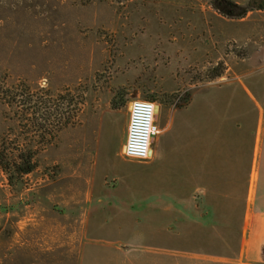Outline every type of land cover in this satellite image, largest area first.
Segmentation results:
<instances>
[{
  "label": "rangeland",
  "instance_id": "1",
  "mask_svg": "<svg viewBox=\"0 0 264 264\" xmlns=\"http://www.w3.org/2000/svg\"><path fill=\"white\" fill-rule=\"evenodd\" d=\"M236 1L249 11L264 5ZM207 12L208 0H0L2 85L49 98L55 134L43 138L33 104L0 100V264H77L85 232L106 242L150 241L142 182L108 208L65 207L56 196L69 128H78V139L90 135L98 170L111 173L115 162L120 174L144 172L142 163L117 156L138 90L142 100L169 107L187 106L195 94L190 111L197 116L214 96L218 163L212 189L197 196L200 229L236 247L246 226L250 237L264 209V70L247 46H213ZM241 62L242 88L229 84ZM228 86L246 103V118L225 113ZM120 106L125 115L107 116L100 132L101 116Z\"/></svg>",
  "mask_w": 264,
  "mask_h": 264
},
{
  "label": "crops",
  "instance_id": "2",
  "mask_svg": "<svg viewBox=\"0 0 264 264\" xmlns=\"http://www.w3.org/2000/svg\"><path fill=\"white\" fill-rule=\"evenodd\" d=\"M263 8L264 5L249 11L245 4L236 0H208L206 14L207 33L213 46L222 48L231 41L247 46L256 53V64L260 67L257 71L264 70ZM197 22L199 27L203 26L202 18ZM195 34L196 30H193L192 36ZM179 42L182 54L184 40ZM242 65L244 63L241 62L240 75L232 78L229 84L235 82L243 87L242 78L247 74L241 69ZM227 89L231 91L224 96L225 113L233 119L246 118V103L242 102L236 89H230V86ZM132 96L126 115L120 106L101 116L100 132L104 130L109 115L127 116L129 113L130 120L133 101L142 100L139 90L134 91ZM194 96L183 107H169L156 102L155 125L158 132L154 136L149 159L142 162L130 159L125 155L126 144L121 145L117 156L122 163H142V174H120L115 162H111V173L105 168L98 170L90 135L78 139V128L63 131L66 138L63 173L56 186V196L63 206L77 204L79 208H108L117 195L134 191L137 181L142 182L144 187L145 218L150 222V228L145 233L150 241L146 243L99 241L89 239L85 232L80 240L77 264H264V209L258 208L250 237L246 226L239 247L224 236L200 229L201 220L205 218L198 208L197 196L201 189H212L209 182L211 184L216 179L217 112L214 96L208 95L201 115H192L190 109ZM127 136L128 127L126 142ZM184 244H195L197 247ZM220 251L226 254L217 253Z\"/></svg>",
  "mask_w": 264,
  "mask_h": 264
},
{
  "label": "built area",
  "instance_id": "3",
  "mask_svg": "<svg viewBox=\"0 0 264 264\" xmlns=\"http://www.w3.org/2000/svg\"><path fill=\"white\" fill-rule=\"evenodd\" d=\"M155 116V102L148 100L133 101L125 150V155L128 158L141 162L150 158L153 139L158 132Z\"/></svg>",
  "mask_w": 264,
  "mask_h": 264
},
{
  "label": "trees",
  "instance_id": "4",
  "mask_svg": "<svg viewBox=\"0 0 264 264\" xmlns=\"http://www.w3.org/2000/svg\"><path fill=\"white\" fill-rule=\"evenodd\" d=\"M256 1V0H252ZM264 9V8H263ZM3 78H0V100L6 101L8 99H12L17 104H21L22 102L26 103L27 105H32L31 110L35 115H38L41 119L40 129L43 132L42 136L43 138L46 137V135H55L52 133L51 129V117L53 113L51 112V106H50V100L49 98H44L43 96H38L39 94H30V92L27 93V96L25 97V94L23 90L17 88H5L3 87ZM29 91V90H28ZM25 97V99H24ZM48 97V94H47ZM45 149V145L42 146L41 150ZM30 173V172H28Z\"/></svg>",
  "mask_w": 264,
  "mask_h": 264
},
{
  "label": "flooded vegetation",
  "instance_id": "5",
  "mask_svg": "<svg viewBox=\"0 0 264 264\" xmlns=\"http://www.w3.org/2000/svg\"><path fill=\"white\" fill-rule=\"evenodd\" d=\"M262 0H256V1H254L255 3H260Z\"/></svg>",
  "mask_w": 264,
  "mask_h": 264
},
{
  "label": "water",
  "instance_id": "6",
  "mask_svg": "<svg viewBox=\"0 0 264 264\" xmlns=\"http://www.w3.org/2000/svg\"><path fill=\"white\" fill-rule=\"evenodd\" d=\"M130 107H131V104H130Z\"/></svg>",
  "mask_w": 264,
  "mask_h": 264
}]
</instances>
